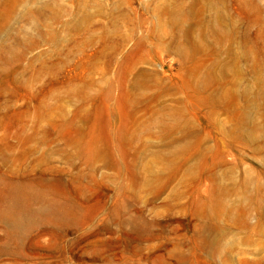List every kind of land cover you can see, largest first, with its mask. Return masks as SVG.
Segmentation results:
<instances>
[{
    "label": "rangeland",
    "instance_id": "374dc122",
    "mask_svg": "<svg viewBox=\"0 0 264 264\" xmlns=\"http://www.w3.org/2000/svg\"><path fill=\"white\" fill-rule=\"evenodd\" d=\"M5 182L0 264H264V0H0Z\"/></svg>",
    "mask_w": 264,
    "mask_h": 264
},
{
    "label": "bare ground",
    "instance_id": "6f19581e",
    "mask_svg": "<svg viewBox=\"0 0 264 264\" xmlns=\"http://www.w3.org/2000/svg\"><path fill=\"white\" fill-rule=\"evenodd\" d=\"M25 183L5 182V190H0V199L9 193H13L19 205L26 202L28 195L25 192ZM27 189V188H26ZM27 191V190H26ZM29 191V190H28ZM10 199V198H9ZM8 200V199H7ZM12 200V199H11ZM15 203V202H14ZM27 205V204H26ZM16 207V206H15ZM14 208V207H13ZM20 208V207H19ZM22 208V207H21ZM13 210V209H12ZM23 210V209H22ZM70 216V215H69ZM68 218V217H67ZM8 219V218H7ZM68 220V219H67ZM11 222V221H10ZM14 222V221H13ZM21 222V221H20ZM24 224V223H23Z\"/></svg>",
    "mask_w": 264,
    "mask_h": 264
}]
</instances>
